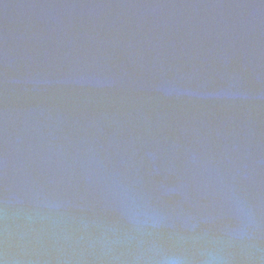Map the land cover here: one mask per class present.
I'll use <instances>...</instances> for the list:
<instances>
[{"label":"water","instance_id":"1","mask_svg":"<svg viewBox=\"0 0 264 264\" xmlns=\"http://www.w3.org/2000/svg\"><path fill=\"white\" fill-rule=\"evenodd\" d=\"M264 264V0H0L4 264Z\"/></svg>","mask_w":264,"mask_h":264},{"label":"clouds","instance_id":"2","mask_svg":"<svg viewBox=\"0 0 264 264\" xmlns=\"http://www.w3.org/2000/svg\"><path fill=\"white\" fill-rule=\"evenodd\" d=\"M157 264H182V262L175 257L165 255L157 262ZM205 264H209V262L206 261Z\"/></svg>","mask_w":264,"mask_h":264},{"label":"snow or ice","instance_id":"3","mask_svg":"<svg viewBox=\"0 0 264 264\" xmlns=\"http://www.w3.org/2000/svg\"><path fill=\"white\" fill-rule=\"evenodd\" d=\"M0 264H4V261L2 259H0Z\"/></svg>","mask_w":264,"mask_h":264}]
</instances>
